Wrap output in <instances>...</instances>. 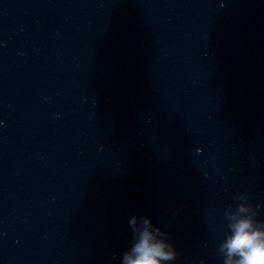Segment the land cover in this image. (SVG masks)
<instances>
[{
  "label": "water",
  "instance_id": "1",
  "mask_svg": "<svg viewBox=\"0 0 264 264\" xmlns=\"http://www.w3.org/2000/svg\"><path fill=\"white\" fill-rule=\"evenodd\" d=\"M222 1L0 0V264H123L163 197Z\"/></svg>",
  "mask_w": 264,
  "mask_h": 264
},
{
  "label": "clouds",
  "instance_id": "2",
  "mask_svg": "<svg viewBox=\"0 0 264 264\" xmlns=\"http://www.w3.org/2000/svg\"><path fill=\"white\" fill-rule=\"evenodd\" d=\"M135 223V218L131 221ZM150 223L144 220V229L139 231L138 239L133 233L134 243L129 252L123 254V264H162L164 261L173 260L176 254L162 240H157L148 229ZM235 235L227 244L229 256L238 254L240 259L235 264H264V233L248 231L251 228L249 221H241L235 226ZM157 234L160 229H156ZM228 264H233L231 260Z\"/></svg>",
  "mask_w": 264,
  "mask_h": 264
}]
</instances>
